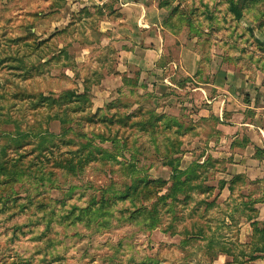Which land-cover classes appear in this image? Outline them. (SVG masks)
<instances>
[{
  "label": "rangeland",
  "instance_id": "obj_1",
  "mask_svg": "<svg viewBox=\"0 0 264 264\" xmlns=\"http://www.w3.org/2000/svg\"><path fill=\"white\" fill-rule=\"evenodd\" d=\"M143 1L157 4L166 30L178 34L163 41L197 52L186 91L217 76L228 91L239 77L261 82L264 0ZM60 7L59 0H0V264L245 261L244 250L264 242L261 231L239 243L258 187L239 194L245 182L235 176L233 197L221 196L219 177L239 149L218 141L204 100L190 91L157 98L134 86L110 96L99 84L118 55L99 46V9L62 27ZM168 161L183 173L171 178ZM151 180L158 196L168 195L156 212L153 194L140 193L139 182Z\"/></svg>",
  "mask_w": 264,
  "mask_h": 264
},
{
  "label": "crops",
  "instance_id": "obj_2",
  "mask_svg": "<svg viewBox=\"0 0 264 264\" xmlns=\"http://www.w3.org/2000/svg\"><path fill=\"white\" fill-rule=\"evenodd\" d=\"M59 3L61 7L54 9H58L64 20L67 19L62 23V27L69 24L70 18L83 11L94 7L99 9L101 18L98 32L102 35L99 46L101 49L115 50L118 55L115 65H112L113 70L108 69L99 84L110 89V96L120 89L134 86L133 89H146V92L157 98L166 92L185 94L190 91L189 98L193 95L204 100L209 109L207 118L213 116L215 120L214 134L217 135L218 141H228L230 147L233 144L232 147L239 149L231 158L233 163L231 162L229 168L219 177L221 182L226 183L221 190V196L225 200L233 197L234 191L229 187V180L235 176L245 182V185L239 183V194L243 190L246 191L249 185L258 187L257 191L250 192L248 202L253 214L247 222L240 224L243 227L239 234V243L248 242L249 238L246 236L256 233L253 223H264V200H258L264 193V70L260 71L263 74L260 83L256 77L253 80L239 77V85L231 83L228 91L223 88L227 87L226 84L218 85L217 78L220 77L217 76L209 77L204 83H198L201 87H191L186 91L187 88L182 86V83L184 80L193 79L189 64L197 70V52L194 46L192 49L186 46L184 50H187V53L184 55V50L179 49L181 46L178 42L172 46L163 41L165 37L170 43L171 38L176 39L178 34L166 30V16L159 11L157 4L155 6L153 3L148 8L143 0H59ZM168 51L171 52L169 55ZM167 67H170V73H165ZM227 76H224L225 82ZM105 83H110L111 86H106ZM102 92L105 94V91ZM104 94L99 95L98 99L106 100L109 93ZM232 95L235 96V101L231 100ZM185 104L186 102L183 103ZM238 115L237 121L229 120L227 123V120H223V117L234 119ZM236 131L239 133H235ZM228 155L230 158V153ZM239 203L247 205L242 201ZM260 247H264V242ZM260 247L244 250L245 259L249 254L258 256L257 258L235 264H264V251L257 250Z\"/></svg>",
  "mask_w": 264,
  "mask_h": 264
},
{
  "label": "trees",
  "instance_id": "obj_3",
  "mask_svg": "<svg viewBox=\"0 0 264 264\" xmlns=\"http://www.w3.org/2000/svg\"><path fill=\"white\" fill-rule=\"evenodd\" d=\"M230 10L233 12V14L235 15V17L238 19H240L241 18V14H240V12L236 9V7H231L230 8ZM261 43H263L264 44V42H261ZM86 94V93H85ZM85 94H83V95H76V97L78 98H87V94L85 95ZM173 121H175V119L173 118ZM12 147H11V149L12 150H16L17 148H16V144H15V142L13 143V145H11ZM10 149V150H11ZM163 165L165 166H168L169 167V169L171 170V178H175V177H177V176H180L179 174H181V173H183V172H181V171H179V169L177 168L178 167V165L177 164H175V163H173V161H168V162H166V163H163ZM191 171H193V168L191 167L190 169L188 168V171H187V173H186V175L185 176H189V173L191 172ZM184 174H185V172H184ZM237 178H239V176L237 177ZM158 181V180H157ZM156 181L155 180H151V181H148L147 183H143V182H139V183H142V184H139L140 186H142L143 187V189H142V191L140 192V193H149L150 192V195L151 194H153V197H154V199H155V201L153 202V208H152V211L153 212H156V205H157V203L159 202V201H161V200H163V199H165V198H167L168 197V195H165V196H158L157 194H158V191L155 189V187H151L150 186V184L151 183H155ZM160 182H162L163 183V181L162 180H160ZM172 184V183H171ZM220 184V187H222L223 186V184H224V182L222 181V182H220L219 183ZM137 187V186H136ZM136 187H131V190L133 191V193H135V195H138V194H140L139 192H135V190H136ZM172 191V185H171V187H169V188H167V192L168 193H170ZM130 196V195H129ZM171 202L173 201V200H170ZM253 225H254V231L256 232V233H260L261 231H264V228H262L261 229V227H264V223H253ZM257 250H261V251H264V247H260L259 249H257ZM258 256H254V255H248V258L246 259L247 261H252V260H254L255 258H257ZM239 262L240 263H242V262H245V261H240L239 260ZM238 262V263H239Z\"/></svg>",
  "mask_w": 264,
  "mask_h": 264
}]
</instances>
